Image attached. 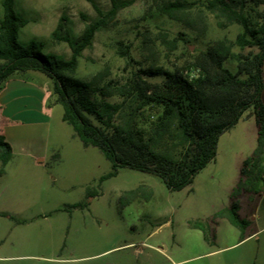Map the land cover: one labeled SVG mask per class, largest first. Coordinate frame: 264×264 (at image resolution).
<instances>
[{
    "label": "rangeland",
    "instance_id": "1",
    "mask_svg": "<svg viewBox=\"0 0 264 264\" xmlns=\"http://www.w3.org/2000/svg\"><path fill=\"white\" fill-rule=\"evenodd\" d=\"M119 1L133 3L97 31L82 52L76 77L90 80L102 73L106 81L125 85L148 68L185 72L197 56L219 43L232 54L252 51L236 43L242 26L219 17L210 0ZM175 2L186 3V9L170 18L164 10ZM111 8V0H16V11L28 21L20 41L44 42L46 53L70 60V46L53 38L60 18H67V30L76 40L100 19L98 10L107 13ZM236 65L226 62L233 72ZM41 76L52 96V81ZM145 79L163 81L159 76ZM137 108L133 99L124 100L116 124L135 123L148 131L153 113ZM62 115L63 108L56 107L50 122L51 149L68 157L67 165L56 171L57 184H37L26 175L15 188L0 187V264H264V183L250 192L240 185L243 162L258 145V128L249 113L220 137L215 160L192 186L178 192L169 191L159 177L131 169H121L100 184L112 170L110 161L98 149L72 139L74 130ZM182 150L176 130L157 146L172 156ZM79 152L87 155H70ZM72 163L82 167L71 168ZM90 188L100 195L89 199L88 208L67 209L85 202ZM137 189L136 199L130 194L121 199ZM12 199L16 205L9 208ZM233 202L248 216L245 229L230 220ZM9 209L18 212L16 220L1 216Z\"/></svg>",
    "mask_w": 264,
    "mask_h": 264
},
{
    "label": "trees",
    "instance_id": "2",
    "mask_svg": "<svg viewBox=\"0 0 264 264\" xmlns=\"http://www.w3.org/2000/svg\"><path fill=\"white\" fill-rule=\"evenodd\" d=\"M112 8L90 24L74 40L67 30V18L62 16L53 38L67 43L72 50L70 60L45 52V43L20 41V32L28 25L16 11V0H3L0 19V90L7 82L20 76L39 73L52 83L49 106L63 108L62 120L72 127L85 148L98 149L112 165L110 173L99 183L116 177L121 169H131L159 177L171 192L192 186L195 178L217 155L220 137L234 128L246 113L253 116L258 128L257 148L243 162L240 185L250 192L259 182L264 183V0H210L209 7L229 24H239L243 32L236 43L248 54H232L223 43L197 56L185 72L148 68L125 85L106 81L100 73L90 80L76 77L82 52L91 46L97 31L108 27L119 11L133 1L111 0ZM186 9V3L175 2L166 6L170 18ZM255 13L256 16L249 14ZM234 61L237 70L226 66ZM163 77L161 84L148 82L145 77ZM133 99L137 111L149 109L155 119L147 131L135 123L116 124L123 112L124 100ZM176 130L183 143L178 156L157 151V146L170 138ZM13 158L11 145L0 136V163L8 164ZM139 189L125 192L138 197ZM97 190H88L83 203L67 209H83L89 199L97 197ZM237 204L231 206L233 225L245 229L248 223L238 214Z\"/></svg>",
    "mask_w": 264,
    "mask_h": 264
},
{
    "label": "crops",
    "instance_id": "3",
    "mask_svg": "<svg viewBox=\"0 0 264 264\" xmlns=\"http://www.w3.org/2000/svg\"><path fill=\"white\" fill-rule=\"evenodd\" d=\"M41 75L31 73L29 79L15 76L0 90V136L13 150L12 160L6 165L0 163V187L5 189L20 185L26 175L32 176L37 184L54 187L58 182L56 171L67 165L68 157L51 149V114L59 105H48L51 98L50 84ZM71 138L79 139L75 132ZM70 155L79 159L87 154L79 152ZM80 166L82 163L70 164L75 169ZM14 198L17 196L14 195ZM15 205V200H10L9 208ZM14 210L9 209L1 216L16 220L19 214ZM241 213L239 210L240 218L247 219L245 221L248 223V216L243 217Z\"/></svg>",
    "mask_w": 264,
    "mask_h": 264
}]
</instances>
